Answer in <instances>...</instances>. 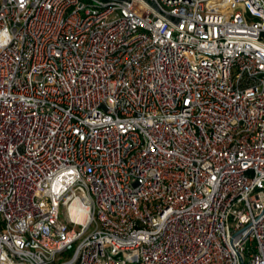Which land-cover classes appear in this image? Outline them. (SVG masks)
I'll list each match as a JSON object with an SVG mask.
<instances>
[{"label": "built area", "instance_id": "1", "mask_svg": "<svg viewBox=\"0 0 264 264\" xmlns=\"http://www.w3.org/2000/svg\"><path fill=\"white\" fill-rule=\"evenodd\" d=\"M0 264H264V0H0Z\"/></svg>", "mask_w": 264, "mask_h": 264}, {"label": "bare ground", "instance_id": "2", "mask_svg": "<svg viewBox=\"0 0 264 264\" xmlns=\"http://www.w3.org/2000/svg\"><path fill=\"white\" fill-rule=\"evenodd\" d=\"M75 217H76L78 220H83L84 215H83L82 213H76Z\"/></svg>", "mask_w": 264, "mask_h": 264}]
</instances>
